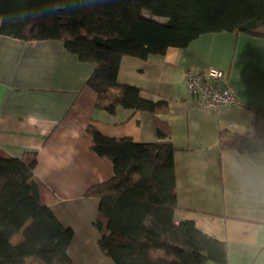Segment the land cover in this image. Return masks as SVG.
Listing matches in <instances>:
<instances>
[{
  "label": "crops",
  "instance_id": "0c3cea01",
  "mask_svg": "<svg viewBox=\"0 0 264 264\" xmlns=\"http://www.w3.org/2000/svg\"><path fill=\"white\" fill-rule=\"evenodd\" d=\"M95 67L63 39L0 33V149L19 158L36 155L42 196L74 232L70 264H117L99 244L101 200L87 194L114 175V163L93 149L90 127L156 141L158 124L175 146V219L191 220L225 242L227 264H264V149L244 152L220 143L222 133L256 127L257 110L264 107V36L210 31L147 59L125 55L119 79L142 87L146 97L165 100L156 111L98 107V92L86 83ZM210 67L226 72L240 105H198L184 73Z\"/></svg>",
  "mask_w": 264,
  "mask_h": 264
},
{
  "label": "trees",
  "instance_id": "16d2710c",
  "mask_svg": "<svg viewBox=\"0 0 264 264\" xmlns=\"http://www.w3.org/2000/svg\"><path fill=\"white\" fill-rule=\"evenodd\" d=\"M221 30L264 36V0H0V33L60 38L81 59L96 63L86 83L98 92L97 106L110 112L118 106L156 111L165 103L119 79L125 55L147 59ZM90 132L93 149L114 163V175L87 194L101 200L99 244L117 264L228 263L225 242L191 220L175 219V146L163 124L156 141L108 136L94 126ZM220 143L244 152L264 149V107L257 110L255 129L222 133ZM36 162L35 154L19 158L0 149V264L72 261L73 229L43 198Z\"/></svg>",
  "mask_w": 264,
  "mask_h": 264
},
{
  "label": "built area",
  "instance_id": "2783aa9c",
  "mask_svg": "<svg viewBox=\"0 0 264 264\" xmlns=\"http://www.w3.org/2000/svg\"><path fill=\"white\" fill-rule=\"evenodd\" d=\"M226 78V72L216 67L184 73L187 87L197 96L198 105L206 109L241 104Z\"/></svg>",
  "mask_w": 264,
  "mask_h": 264
},
{
  "label": "clouds",
  "instance_id": "9594fccd",
  "mask_svg": "<svg viewBox=\"0 0 264 264\" xmlns=\"http://www.w3.org/2000/svg\"><path fill=\"white\" fill-rule=\"evenodd\" d=\"M57 11H61V9H57ZM260 182H261V183H264V178H261V179H260Z\"/></svg>",
  "mask_w": 264,
  "mask_h": 264
}]
</instances>
